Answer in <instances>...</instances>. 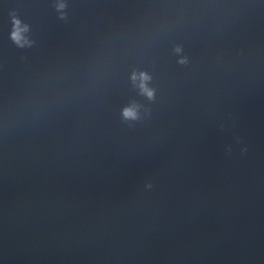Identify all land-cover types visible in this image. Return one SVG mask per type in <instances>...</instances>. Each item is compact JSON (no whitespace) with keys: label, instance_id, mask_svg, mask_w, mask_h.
Listing matches in <instances>:
<instances>
[{"label":"water","instance_id":"water-1","mask_svg":"<svg viewBox=\"0 0 264 264\" xmlns=\"http://www.w3.org/2000/svg\"><path fill=\"white\" fill-rule=\"evenodd\" d=\"M0 264H264V0H0Z\"/></svg>","mask_w":264,"mask_h":264},{"label":"clouds","instance_id":"clouds-1","mask_svg":"<svg viewBox=\"0 0 264 264\" xmlns=\"http://www.w3.org/2000/svg\"><path fill=\"white\" fill-rule=\"evenodd\" d=\"M64 6H65V5H64L63 3H60V4H59V7H60V8H63ZM149 94H150V93H149Z\"/></svg>","mask_w":264,"mask_h":264}]
</instances>
